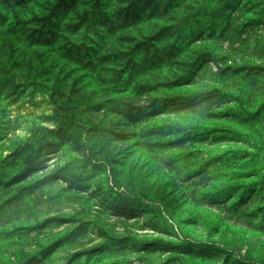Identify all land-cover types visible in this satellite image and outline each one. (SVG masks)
<instances>
[{
    "label": "rangeland",
    "instance_id": "rangeland-1",
    "mask_svg": "<svg viewBox=\"0 0 264 264\" xmlns=\"http://www.w3.org/2000/svg\"><path fill=\"white\" fill-rule=\"evenodd\" d=\"M0 264H264V0H0Z\"/></svg>",
    "mask_w": 264,
    "mask_h": 264
}]
</instances>
